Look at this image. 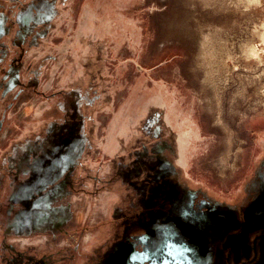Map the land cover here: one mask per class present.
I'll return each instance as SVG.
<instances>
[{
  "label": "rangeland",
  "instance_id": "obj_1",
  "mask_svg": "<svg viewBox=\"0 0 264 264\" xmlns=\"http://www.w3.org/2000/svg\"><path fill=\"white\" fill-rule=\"evenodd\" d=\"M0 264H264V0H0Z\"/></svg>",
  "mask_w": 264,
  "mask_h": 264
}]
</instances>
